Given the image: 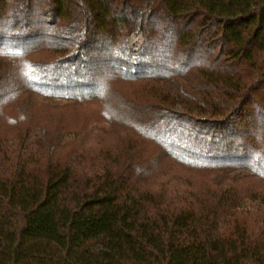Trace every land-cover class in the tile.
<instances>
[{"label":"trees","instance_id":"trees-1","mask_svg":"<svg viewBox=\"0 0 264 264\" xmlns=\"http://www.w3.org/2000/svg\"><path fill=\"white\" fill-rule=\"evenodd\" d=\"M0 264H264V0H0Z\"/></svg>","mask_w":264,"mask_h":264},{"label":"rangeland","instance_id":"rangeland-1","mask_svg":"<svg viewBox=\"0 0 264 264\" xmlns=\"http://www.w3.org/2000/svg\"><path fill=\"white\" fill-rule=\"evenodd\" d=\"M142 44L141 35L134 34L130 38V45L135 49H139ZM60 110L58 113L52 115V118L57 121L61 128H64L69 134L70 132H76L77 134H83L85 127L93 120L99 118L97 109L89 108L86 110ZM40 113L38 111V118Z\"/></svg>","mask_w":264,"mask_h":264}]
</instances>
